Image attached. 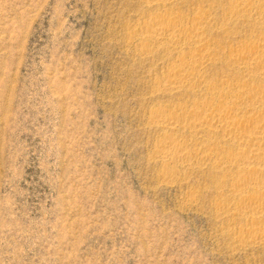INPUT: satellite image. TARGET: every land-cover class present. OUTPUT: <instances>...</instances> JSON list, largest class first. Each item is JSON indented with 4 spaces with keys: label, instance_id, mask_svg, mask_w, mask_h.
I'll return each instance as SVG.
<instances>
[{
    "label": "rangeland",
    "instance_id": "rangeland-1",
    "mask_svg": "<svg viewBox=\"0 0 264 264\" xmlns=\"http://www.w3.org/2000/svg\"><path fill=\"white\" fill-rule=\"evenodd\" d=\"M179 2L184 16L219 4L214 31L233 4ZM151 13L142 0H0V264H264L231 235L243 224L219 218L234 204L209 168L161 175L150 112L194 98L151 94L171 61L128 42ZM229 28L228 48L259 32ZM218 67L211 80H236Z\"/></svg>",
    "mask_w": 264,
    "mask_h": 264
},
{
    "label": "bare ground",
    "instance_id": "bare-ground-1",
    "mask_svg": "<svg viewBox=\"0 0 264 264\" xmlns=\"http://www.w3.org/2000/svg\"><path fill=\"white\" fill-rule=\"evenodd\" d=\"M179 1L142 0L152 13L128 32L134 57L149 61L164 54L171 61L152 83L151 94H162L174 106L184 97L194 98L190 105L155 106L150 112L148 125L161 135L154 159L169 185L182 168H209L217 190H227L234 204L218 208L219 218L243 224L231 230L237 244L264 249V0H233L217 31L219 4L208 2L184 16L176 12ZM236 22L259 32L244 46L228 48L217 37L226 38ZM218 66L227 67L236 80L218 74L211 80L208 73Z\"/></svg>",
    "mask_w": 264,
    "mask_h": 264
}]
</instances>
